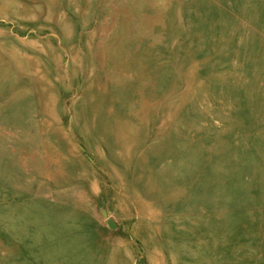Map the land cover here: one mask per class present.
<instances>
[{
  "label": "rangeland",
  "instance_id": "1",
  "mask_svg": "<svg viewBox=\"0 0 264 264\" xmlns=\"http://www.w3.org/2000/svg\"><path fill=\"white\" fill-rule=\"evenodd\" d=\"M0 264H264V0H0Z\"/></svg>",
  "mask_w": 264,
  "mask_h": 264
},
{
  "label": "water",
  "instance_id": "2",
  "mask_svg": "<svg viewBox=\"0 0 264 264\" xmlns=\"http://www.w3.org/2000/svg\"><path fill=\"white\" fill-rule=\"evenodd\" d=\"M103 215H104V217L107 219V225H108V227H109L110 229H112V230L117 229V224L115 223V221L112 220V219H108V215H107L106 212H104Z\"/></svg>",
  "mask_w": 264,
  "mask_h": 264
}]
</instances>
